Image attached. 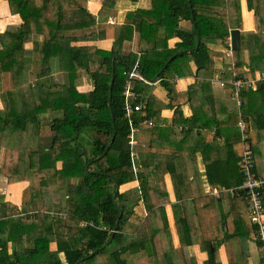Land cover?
Listing matches in <instances>:
<instances>
[{
	"label": "trees",
	"instance_id": "16d2710c",
	"mask_svg": "<svg viewBox=\"0 0 264 264\" xmlns=\"http://www.w3.org/2000/svg\"><path fill=\"white\" fill-rule=\"evenodd\" d=\"M7 1L22 24L0 32V85L6 75L10 78V87L0 94L4 105L0 113V176L11 184L28 181L30 162L35 159L31 153H36L39 185L24 191L22 205L39 201L42 208L24 213V208L0 195V264H197L190 247L201 241L193 217L177 216L175 211L180 247L170 245L169 221L158 198L168 199L166 173L179 179V196L183 185L173 164H163V169L155 164L163 161L155 154L170 152V135L174 137L181 126L179 136L183 141L193 137V132L197 134L192 158L196 162L200 152L210 185L227 191L243 185L239 114L252 124V128L247 124V142L255 163L264 135V81H258L256 89L242 87L240 109L220 106L217 92L210 96L207 90L215 57L234 65L235 77L232 72L221 75L224 98H232L235 79L251 82L257 72L264 73V0H247L249 10L255 12L254 32L243 30L240 0H150L149 9L127 13L124 25L113 33L115 41L109 50L95 44L81 45L108 36L104 28L96 29L98 17L88 10L89 0ZM117 1L102 0V5L112 9ZM183 21L190 22L191 27H182ZM234 29L241 32L242 48L228 56L224 50L229 49ZM135 32L139 34L138 53L123 55L120 46L132 40ZM198 36L200 44L194 51ZM173 38L180 42L170 50L167 44ZM159 41L165 52L160 53L161 59L150 58L147 54L157 49ZM29 43L31 48L26 47ZM213 45L220 51L213 50ZM248 49L256 50V58L245 73L244 51ZM116 55L122 56L114 59ZM191 62L196 66L194 75L202 80L198 96L176 92L172 85L176 78L193 74ZM136 63L147 81L157 76L161 79L169 101L184 99L189 103L193 115L184 118L179 106L171 119L161 118V111L171 107L170 103L154 97L149 82L132 80L139 101L146 102V118L153 121V126L147 127L152 135L149 151L135 148L142 165L137 176L140 188L122 191L137 179L131 169L130 127L123 97L126 73ZM54 67L59 70V78L54 75ZM85 77L91 79L93 89L80 92L77 83ZM234 115L238 117L236 124L227 126ZM135 118L138 123L141 114ZM208 135L210 141L205 139ZM161 141L166 144L160 146ZM177 155L178 159L185 156ZM263 194L264 189L262 199ZM180 197L187 196L181 193ZM231 197L243 202L248 224L242 228L234 222V228L223 234V241L215 240L220 236L217 226L212 241L208 235L203 236L207 240L200 246L208 256L204 264H220L218 246L233 238L247 240L251 232L262 250L258 229L249 220L245 192ZM199 228L203 234V228ZM51 243H55V249ZM110 247L115 249L108 252ZM229 256L232 259L231 251Z\"/></svg>",
	"mask_w": 264,
	"mask_h": 264
},
{
	"label": "crops",
	"instance_id": "0c3cea01",
	"mask_svg": "<svg viewBox=\"0 0 264 264\" xmlns=\"http://www.w3.org/2000/svg\"><path fill=\"white\" fill-rule=\"evenodd\" d=\"M241 6V21L242 27L245 32H254L256 30V19L255 12L249 10L247 0H240ZM151 7L150 0H118L116 6L112 9L104 8L102 5V0H89L88 2V10L91 14L98 17V24L96 29L104 28L107 30L108 36L104 39H99L97 42H85L81 43V45H97L102 49L109 50L113 47V43L115 41V35L113 33L124 25V20L128 12L135 11L136 9H149ZM22 24V20L19 15H13L10 11L9 3L7 0H0V32L5 31L8 26H20ZM181 26L184 28H190L191 23L188 21L181 22ZM111 29V30H110ZM239 30V29H238ZM240 31V30H239ZM241 37V32H240ZM42 38L40 37V40ZM138 40L139 34L138 32L134 33L132 40H126L120 46L121 53L123 55H127L130 52L138 53ZM180 42L178 38H173L168 41V49L172 50L176 43ZM27 48H31L32 44L29 43L26 45ZM242 48V41H241ZM215 51H220V47L213 45L212 47ZM163 43L161 41L157 44V49L149 51L147 54L150 58L153 59H161V56L164 53ZM228 56H231L227 50H224ZM120 57L122 55H119ZM256 58V50L248 49L244 51V66L243 72L248 73L250 71L251 61ZM257 63V61H256ZM191 70L193 74H186L179 78H176L172 81V85L176 92H189L191 96H198L202 93V80H199L194 75L196 66L193 62H191ZM57 70V68H56ZM233 71V64L227 59H223L222 57H215V66H214V75L210 79V89H208V93L211 96L214 91L217 93L216 102L222 106L225 105L228 110L233 108L235 102L232 98H224L222 97L224 83L221 79V75L225 73H231ZM55 73V72H54ZM59 74V73H58ZM260 76V73H256V79ZM161 79L158 76L149 84L153 87L152 94L154 97L159 99L162 103L168 104L170 103L171 107L164 108L161 111V118L163 119H171L174 116L175 109L180 106L183 117L190 118L193 115V109L184 99H175L168 100V95L166 90L161 86ZM223 84V85H222ZM77 89L80 92H87L93 89V83L89 77H85L78 81ZM212 100L210 99L209 102ZM144 107V115H146L145 107L146 102H141ZM158 106V105H157ZM236 107V105H235ZM237 108V107H236ZM4 112V105L0 101V113ZM238 117L235 115L231 117L230 122L227 126H233L236 124ZM244 119V118H243ZM246 124L252 128L251 122L248 123L245 119ZM164 125V123H163ZM182 127L180 126L177 133L173 137L170 135L168 147L170 149L169 153L162 154L156 153L155 158L160 161L158 163L160 169L164 168L163 164L172 165L174 169L177 170L176 173L180 175V179L182 180V187L180 191L181 193L186 195L185 199L181 198L179 194L176 192V185H179V179L176 181L175 178L170 174L166 173L164 175V184L168 194V199L163 201L162 197L158 198V201H162V207L169 221V234H170V245L174 248L180 247L179 236L175 226V211L177 216H190V218H194L196 220V225L198 228V234L200 236L201 243L206 241L203 236L208 235L210 240H213V234L216 229H218V233L220 232V236L218 235L215 240H225V236L223 235L229 227L234 228V222H239L242 228H246V224H248L245 220L247 217V211L244 208L243 202L240 199H232L230 190L227 191L224 188L212 186L209 184L206 178L205 173V164L202 161V156L200 152L197 153L196 162L193 161L192 155L194 153V149L196 147V132H193V137H189L186 141H183L179 136L182 132ZM141 141L136 145V149L139 152H147L150 148L151 142V131L146 127L141 130ZM166 133V132H160ZM164 139V137H161ZM206 140H211V135L205 137ZM48 138L44 139L45 143H47ZM260 143L258 145L257 154L255 157L256 164V173L264 178V135L260 137ZM220 143L223 144L221 141ZM160 146L166 144L161 141L159 143ZM160 149H165L162 147H158ZM202 148V147H201ZM178 153H184L185 156L178 159ZM217 153V152H216ZM219 154V153H218ZM31 158H35L30 162L31 166V176L28 181H22L17 183H9L8 180L4 176H0V195L5 198V201H9L15 205H17L20 209H25L27 212L31 213L36 211L34 208V203L27 204L25 207L22 205L23 201V193L29 187L37 183L38 174L37 168L39 165V161L36 153H31ZM61 163L58 164V168H60ZM142 166V165H141ZM36 182V183H35ZM39 183V182H38ZM139 181H134L126 186L121 188L122 191L126 190H139ZM35 186V185H34ZM202 194L204 198L195 199V195ZM225 194H229L225 196ZM264 201V194H263ZM39 202V201H36ZM157 209V208H155ZM143 213L145 216L147 214L146 209L143 208ZM182 214V215H181ZM136 217V215H135ZM224 219V220H223ZM224 222V223H223ZM246 222V223H245ZM243 223V225H242ZM199 225L201 226L202 233L200 231ZM247 233V232H246ZM245 233V234H246ZM249 238L242 242L237 241L238 239H232L226 241L227 243H221L218 246L217 251V260L220 264H262L261 250L259 247V242L256 239L254 233H249ZM209 240V239H208ZM201 243H195L190 247L191 253L195 256L197 264H204L207 259V253L203 252L201 249ZM213 244V243H212ZM215 244V243H214ZM213 244V245H214ZM215 246V245H214ZM52 249H55V243H51ZM229 251L232 252V259H230ZM255 255L258 256L259 260H255ZM258 261V262H257Z\"/></svg>",
	"mask_w": 264,
	"mask_h": 264
},
{
	"label": "built area",
	"instance_id": "2783aa9c",
	"mask_svg": "<svg viewBox=\"0 0 264 264\" xmlns=\"http://www.w3.org/2000/svg\"><path fill=\"white\" fill-rule=\"evenodd\" d=\"M230 45L227 52L231 55L233 50L231 47V38L229 37ZM234 69V65H233ZM233 76L235 77L234 71H232ZM127 80L123 89V97H124V111L125 117L128 120V124L130 127V133L128 135L129 144L132 147L130 158H131V169L135 176L137 177L141 171L142 166L139 160V155L136 148L137 140L136 133L143 130V128L153 126V121L149 118H146L144 115V107L142 103L139 101V95L136 92L132 80L138 79L139 81H147L141 73L138 71V64L136 63L132 70L127 74ZM264 81V73H260L258 79H255L251 82H243L242 80L235 79L232 83L234 90L232 95V100L235 102V105L238 109L241 107L240 93L241 89L244 85H248L253 89H256L257 82ZM223 85V84H222ZM137 113L141 114V119L137 123L135 115ZM238 126L241 131V143L243 146V153L239 163L240 170L244 176V183L241 187L236 189H231L230 193L235 195V193L243 191L248 200V216L250 223L258 229L259 241L262 245V264H264V203L261 196V192L264 189V178L258 177L256 175V166L254 163V157L252 150L247 142V131L248 126L244 121L241 114H239V122ZM138 181V177L136 179ZM85 225L87 223H84Z\"/></svg>",
	"mask_w": 264,
	"mask_h": 264
},
{
	"label": "rangeland",
	"instance_id": "374dc122",
	"mask_svg": "<svg viewBox=\"0 0 264 264\" xmlns=\"http://www.w3.org/2000/svg\"><path fill=\"white\" fill-rule=\"evenodd\" d=\"M54 65H55V67H57L58 65H57V63L55 62L54 63ZM54 67V75H55V77L56 78H59L60 77V75L58 74L59 73V70L57 69L56 70V68ZM10 87V78H9V76L8 75H6L5 77H4V79H3V81H2V83H1V85H0V94H1V92L2 91H4V90H6V89H8ZM0 101H1V95H0ZM2 102V101H1ZM142 132H138V133H136V140H137V144H138V142H140L141 141V134ZM39 181H37V183L36 184H34L36 187H38V185H39V183H38ZM34 208L35 209H41L42 208V203L41 202H35V204H34ZM26 211L27 210H25L24 211V213H26ZM27 213H29V212H27ZM115 249V247H110L109 248V250H108V252H110V251H112V250H114ZM255 260H259L258 259V256L257 255H255V258H254ZM258 262V261H257Z\"/></svg>",
	"mask_w": 264,
	"mask_h": 264
},
{
	"label": "water",
	"instance_id": "95a60500",
	"mask_svg": "<svg viewBox=\"0 0 264 264\" xmlns=\"http://www.w3.org/2000/svg\"><path fill=\"white\" fill-rule=\"evenodd\" d=\"M230 38H231V47H232V50L233 51H239L241 49L240 31L238 29L231 30V32H230ZM199 44H200V38L198 36L197 47L195 49H193L194 51H197ZM193 50H189V52H191ZM116 57H120V56L119 55H116L114 57V59ZM113 83H114V80L112 79V81H111V87L113 86ZM110 95H111V92H110ZM111 143H112V141H111ZM118 189H119V186L117 187V191H118ZM115 197H116V195H114V198Z\"/></svg>",
	"mask_w": 264,
	"mask_h": 264
}]
</instances>
